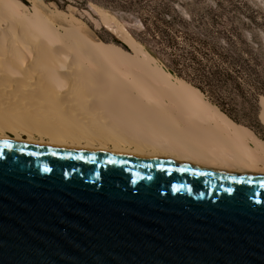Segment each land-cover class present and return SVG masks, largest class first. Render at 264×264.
<instances>
[{
    "label": "water",
    "instance_id": "1",
    "mask_svg": "<svg viewBox=\"0 0 264 264\" xmlns=\"http://www.w3.org/2000/svg\"><path fill=\"white\" fill-rule=\"evenodd\" d=\"M0 264H264V174L0 140Z\"/></svg>",
    "mask_w": 264,
    "mask_h": 264
},
{
    "label": "bare ground",
    "instance_id": "2",
    "mask_svg": "<svg viewBox=\"0 0 264 264\" xmlns=\"http://www.w3.org/2000/svg\"><path fill=\"white\" fill-rule=\"evenodd\" d=\"M43 4L0 0V140L264 171L263 141L135 38L136 56L64 31Z\"/></svg>",
    "mask_w": 264,
    "mask_h": 264
},
{
    "label": "trees",
    "instance_id": "3",
    "mask_svg": "<svg viewBox=\"0 0 264 264\" xmlns=\"http://www.w3.org/2000/svg\"><path fill=\"white\" fill-rule=\"evenodd\" d=\"M51 1L61 8L93 1L128 18L132 36L167 71L198 87L235 122L264 130V12L247 0Z\"/></svg>",
    "mask_w": 264,
    "mask_h": 264
},
{
    "label": "rangeland",
    "instance_id": "4",
    "mask_svg": "<svg viewBox=\"0 0 264 264\" xmlns=\"http://www.w3.org/2000/svg\"><path fill=\"white\" fill-rule=\"evenodd\" d=\"M247 1L251 5L261 9V11L264 12V0ZM35 2L36 0H27L26 2L24 1V4H26L29 8H34ZM43 3V5H45L49 9V14L63 15L72 20L70 22L57 23L62 30L75 32L74 21L80 22L81 24H84L91 28L92 31L105 44L118 46L134 56L137 55L135 51L124 41V33L129 34L131 37H133L129 29L133 22L128 18L114 14L108 9L97 5L93 1H89L88 7H82L81 5L73 2V4H70L64 8L59 7L54 1L51 0H43ZM100 8H102L103 10H101ZM107 24L113 27L116 26L122 37L118 35L113 29H111ZM114 39H116V41ZM251 124L255 126L258 132L264 135V130L260 126L255 123ZM7 134L15 136L14 132L11 131H7Z\"/></svg>",
    "mask_w": 264,
    "mask_h": 264
},
{
    "label": "crops",
    "instance_id": "5",
    "mask_svg": "<svg viewBox=\"0 0 264 264\" xmlns=\"http://www.w3.org/2000/svg\"><path fill=\"white\" fill-rule=\"evenodd\" d=\"M238 123V122H237ZM242 124V123H241ZM243 125H245V124H243ZM247 126V125H246ZM263 126H264V124H263ZM249 127V126H248ZM250 129H251V131H252V133H253V135L255 136V137H257L260 141H263V143H264V135L263 136H261V133L260 132H257V131H255L253 128H251V127H249ZM259 136V137H258ZM251 145H253V142L251 141ZM227 161V160H226ZM225 160H223V162L220 164V167H218V166H215V165H212L213 166V168H217V169H224V170H230V171H235V172H238V173H245V172H250V173H263L264 174V171L262 170V169H256V170H251V169H249V170H247V169H241V168H239L238 166L236 167V165H232L231 163H230V161H228L230 164H231V166L230 165H228V162H226ZM221 162V161H220ZM227 163V165H225L226 163ZM218 165V164H217ZM225 165V167L223 168V166ZM236 167L235 169H233L234 167ZM230 167V168H229ZM210 168V167H209ZM233 169V170H232ZM240 169V170H239ZM246 170V171H245ZM251 170V171H250ZM258 171V172H257ZM259 171H261V172H259ZM263 171V172H262Z\"/></svg>",
    "mask_w": 264,
    "mask_h": 264
},
{
    "label": "snow or ice",
    "instance_id": "6",
    "mask_svg": "<svg viewBox=\"0 0 264 264\" xmlns=\"http://www.w3.org/2000/svg\"><path fill=\"white\" fill-rule=\"evenodd\" d=\"M47 170V169H46Z\"/></svg>",
    "mask_w": 264,
    "mask_h": 264
}]
</instances>
